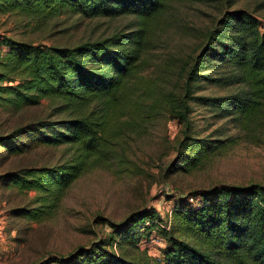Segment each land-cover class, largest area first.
Listing matches in <instances>:
<instances>
[{
	"label": "trees",
	"instance_id": "1",
	"mask_svg": "<svg viewBox=\"0 0 264 264\" xmlns=\"http://www.w3.org/2000/svg\"><path fill=\"white\" fill-rule=\"evenodd\" d=\"M179 1L212 5L219 17L198 53L183 67L178 82L170 90H161L142 77L140 69L144 52L150 48V26H172L173 4ZM236 1L0 0L1 15L19 16L26 25L38 27L63 13L86 19H134L127 31L71 46L2 38L5 50L0 52V106L16 112L47 99L51 115L58 118L17 126L0 136V146L11 156L24 153L31 145L64 146L69 154L60 166L24 167L0 175L5 186L37 193L38 207H20L13 212L40 220L52 213L66 188L84 172L108 166L113 159L122 165L116 148L122 130H134L160 114V109L187 123L190 104L197 101L214 108L221 118L230 117L235 127L251 135L264 114V23L243 8H232ZM257 5L264 10V0ZM164 68V78L171 76L172 63L166 62ZM203 80L238 87L224 96L193 95ZM223 134L221 131L216 137L212 134L204 138L185 134L178 143L176 170L194 169L227 147L232 138H220ZM188 198L197 200L196 204L176 205L167 226L161 225L155 212L142 211L116 225L97 249L53 261L264 264V184H220L185 200ZM151 232L159 233L164 240L157 256L139 249Z\"/></svg>",
	"mask_w": 264,
	"mask_h": 264
},
{
	"label": "rangeland",
	"instance_id": "2",
	"mask_svg": "<svg viewBox=\"0 0 264 264\" xmlns=\"http://www.w3.org/2000/svg\"><path fill=\"white\" fill-rule=\"evenodd\" d=\"M258 1L237 0L232 8H243L264 23V10L258 7ZM173 5L172 26H150V48L144 52L140 69V75L151 80L150 83L155 82L161 90H170L178 82L183 67L198 53L205 35L219 17L212 5L183 1ZM20 19L0 14V44L3 37H13L71 46L127 31L134 21L131 16L86 19L63 13L38 27L26 25ZM168 61L174 69L171 76L164 78ZM237 87L203 80L193 95L224 96ZM190 105L187 123L160 109V114L134 130L123 129L116 146L122 165L113 159L108 166L84 172L66 188L52 213L40 220L13 212L20 207H38L35 190L8 187L0 181V264H56L54 259H68L80 251L102 246L116 225L142 211L155 212L161 225L167 226L176 205L196 204L197 200H185L189 195H200L220 184H264V114L251 135H245L235 127L234 120L221 118L214 108L197 101ZM51 113L47 99L16 112L0 106V136L31 121L58 118ZM221 131L224 134L220 138H232L227 147L194 169L176 170L178 143L185 134L204 138L212 134L216 137ZM64 148L31 145L24 153L11 156L0 146V175L24 167L60 166L69 157ZM149 236L140 242L139 249L157 256L164 240L159 233L151 232ZM114 250L119 251L115 245Z\"/></svg>",
	"mask_w": 264,
	"mask_h": 264
},
{
	"label": "crops",
	"instance_id": "3",
	"mask_svg": "<svg viewBox=\"0 0 264 264\" xmlns=\"http://www.w3.org/2000/svg\"><path fill=\"white\" fill-rule=\"evenodd\" d=\"M0 47H1L0 52H3L5 50L4 46L0 44Z\"/></svg>",
	"mask_w": 264,
	"mask_h": 264
}]
</instances>
